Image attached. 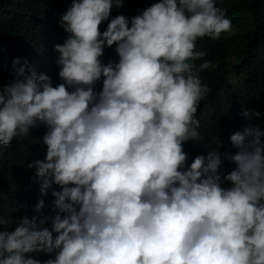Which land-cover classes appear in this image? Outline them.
I'll return each instance as SVG.
<instances>
[{
  "label": "clouds",
  "instance_id": "obj_1",
  "mask_svg": "<svg viewBox=\"0 0 264 264\" xmlns=\"http://www.w3.org/2000/svg\"><path fill=\"white\" fill-rule=\"evenodd\" d=\"M223 1L151 0L128 17L110 15L123 0H71L66 36L45 33L55 63L28 57L0 86V144L43 125L46 145L28 164L44 197L15 207L0 264H264V102L203 139L219 74L196 63L232 27Z\"/></svg>",
  "mask_w": 264,
  "mask_h": 264
},
{
  "label": "trees",
  "instance_id": "obj_2",
  "mask_svg": "<svg viewBox=\"0 0 264 264\" xmlns=\"http://www.w3.org/2000/svg\"><path fill=\"white\" fill-rule=\"evenodd\" d=\"M150 1L123 0V6L114 7L110 15L131 17L149 6ZM70 4L71 0H0V86L13 79L15 68L28 62V57L35 63H55L56 57L53 50L48 49L45 33L57 42L66 36L59 19ZM220 8L227 11L232 27L218 39L207 37L203 44L205 55L196 63L198 66L208 60L217 64L219 74L202 114L203 139L217 136L218 130L245 102L254 99L264 102V0H224ZM106 24L107 21L102 31ZM234 29L236 33L228 36ZM111 48L113 50L106 47V55L118 59L114 46ZM10 58L11 63L18 62L14 70L5 72L2 65ZM261 116L260 127L264 131V106ZM44 130L43 125L32 128L30 139L14 138L9 149L0 144V217L7 216L11 221L6 226L0 225V230L6 227L10 231L22 218L15 207L31 202L34 196L33 204L38 194L44 197L39 191V182L33 179L35 168L28 167L30 162L44 158L46 145L39 141ZM53 191L54 187L47 190V205L52 209ZM28 255L41 260L49 258L43 251Z\"/></svg>",
  "mask_w": 264,
  "mask_h": 264
},
{
  "label": "bare ground",
  "instance_id": "obj_3",
  "mask_svg": "<svg viewBox=\"0 0 264 264\" xmlns=\"http://www.w3.org/2000/svg\"><path fill=\"white\" fill-rule=\"evenodd\" d=\"M42 25V24H41ZM42 33V32H41ZM188 161V163H190L191 161H189V160H187Z\"/></svg>",
  "mask_w": 264,
  "mask_h": 264
}]
</instances>
